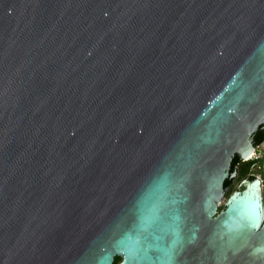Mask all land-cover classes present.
Masks as SVG:
<instances>
[{
    "label": "water",
    "instance_id": "95a60500",
    "mask_svg": "<svg viewBox=\"0 0 264 264\" xmlns=\"http://www.w3.org/2000/svg\"><path fill=\"white\" fill-rule=\"evenodd\" d=\"M258 128L264 0H0V264H264Z\"/></svg>",
    "mask_w": 264,
    "mask_h": 264
},
{
    "label": "rangeland",
    "instance_id": "374dc122",
    "mask_svg": "<svg viewBox=\"0 0 264 264\" xmlns=\"http://www.w3.org/2000/svg\"><path fill=\"white\" fill-rule=\"evenodd\" d=\"M248 161L251 162V165L249 167L248 174L244 177V179H247L248 176H254V178L259 181V195L261 198V203H263L264 184L261 186V182L264 183V142L254 149V155L251 156V159H249ZM242 180L243 179H237L235 177L233 178L229 190L225 191L224 198L219 204L217 212L224 208V205L230 195H232L234 192H240L243 190L242 184L239 185Z\"/></svg>",
    "mask_w": 264,
    "mask_h": 264
},
{
    "label": "trees",
    "instance_id": "16d2710c",
    "mask_svg": "<svg viewBox=\"0 0 264 264\" xmlns=\"http://www.w3.org/2000/svg\"><path fill=\"white\" fill-rule=\"evenodd\" d=\"M251 141H252V144L254 147L261 145L264 142V131L261 128H258V130L253 134ZM238 163H239V161L237 160V158L233 157L232 161H231L229 173L235 172V174H237V176H236L237 179H243L244 180V177L248 174L251 162L248 160L245 162H241L240 167L237 170L236 165ZM251 178H254V176H251ZM231 180L232 179H228V180L224 181V183H223V188L226 191L229 190V188H230V185L232 183ZM120 261H121L120 258L115 257L113 264H118Z\"/></svg>",
    "mask_w": 264,
    "mask_h": 264
},
{
    "label": "flooded vegetation",
    "instance_id": "af4514ba",
    "mask_svg": "<svg viewBox=\"0 0 264 264\" xmlns=\"http://www.w3.org/2000/svg\"><path fill=\"white\" fill-rule=\"evenodd\" d=\"M258 146H260V145H258ZM258 146H255L254 148H256V147H258ZM253 155H254V153H253ZM253 155H252V156H253ZM240 164H241V162H239V163L236 165V169H237V170L239 169ZM236 176H237V174H235V178H236ZM252 179H254V178H249L248 180H252ZM231 181H233V178H232ZM263 184H264V183L261 182V186H262Z\"/></svg>",
    "mask_w": 264,
    "mask_h": 264
},
{
    "label": "bare ground",
    "instance_id": "6f19581e",
    "mask_svg": "<svg viewBox=\"0 0 264 264\" xmlns=\"http://www.w3.org/2000/svg\"><path fill=\"white\" fill-rule=\"evenodd\" d=\"M253 153H254V152L252 151V152L249 154V156H248L249 159H251V156L253 155ZM249 159H248V160H249Z\"/></svg>",
    "mask_w": 264,
    "mask_h": 264
}]
</instances>
